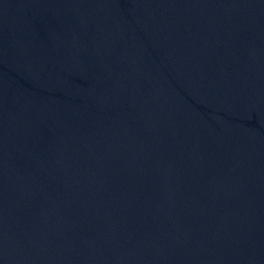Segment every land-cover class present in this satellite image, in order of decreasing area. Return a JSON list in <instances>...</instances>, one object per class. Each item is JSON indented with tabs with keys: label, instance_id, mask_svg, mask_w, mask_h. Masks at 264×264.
I'll use <instances>...</instances> for the list:
<instances>
[{
	"label": "water",
	"instance_id": "water-1",
	"mask_svg": "<svg viewBox=\"0 0 264 264\" xmlns=\"http://www.w3.org/2000/svg\"><path fill=\"white\" fill-rule=\"evenodd\" d=\"M0 264H264V0H0Z\"/></svg>",
	"mask_w": 264,
	"mask_h": 264
}]
</instances>
